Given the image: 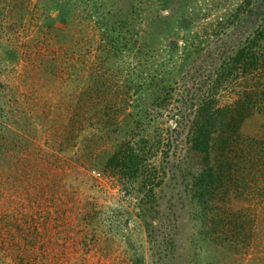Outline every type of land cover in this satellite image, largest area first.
<instances>
[{
  "label": "rangeland",
  "instance_id": "1",
  "mask_svg": "<svg viewBox=\"0 0 264 264\" xmlns=\"http://www.w3.org/2000/svg\"><path fill=\"white\" fill-rule=\"evenodd\" d=\"M60 1L76 9L67 25L56 19L52 0H0V130L11 131L8 153L24 157L0 166V264H264V66L220 85L214 80L225 51L260 24L264 0H101L102 10L124 15L135 7L136 29H145L141 21L152 25L140 38L137 57L126 51L103 66L100 35L84 16L93 5L56 0L57 5ZM151 18L160 24L154 26ZM184 36L192 45L186 50ZM166 47L176 54L170 57ZM6 48L15 50L14 60ZM93 61L104 85L100 94L84 64ZM133 68L144 74L140 103L150 113L144 121L150 143L155 126L162 135L144 162L158 168L150 182L104 165L113 144L132 136L108 138L102 113L120 132L133 124V115H126L133 99H117L116 93ZM87 85L92 90L86 95ZM254 85L259 105L240 132L254 143L250 152L257 164L246 169L242 187L216 199L225 212L222 226H199L195 196L183 176L189 171L187 141L177 132L190 111L177 99L184 91L197 99L210 89L208 95L225 104ZM159 98L168 100L158 105Z\"/></svg>",
  "mask_w": 264,
  "mask_h": 264
},
{
  "label": "trees",
  "instance_id": "2",
  "mask_svg": "<svg viewBox=\"0 0 264 264\" xmlns=\"http://www.w3.org/2000/svg\"><path fill=\"white\" fill-rule=\"evenodd\" d=\"M86 1L88 4L93 5V9H85L84 16L91 18L90 22H92L93 26H96L102 41L100 49H102L106 57L99 62V65L103 66V61H116L117 57L122 53H126V51L137 57V50L141 52L142 48L140 38H145L148 34L147 31L152 30V25L141 21L144 22L145 29H140V27H137L138 30L136 29L140 21L138 20L137 22V19H135V7L130 10L127 9V13L124 15L123 13L120 14L119 11L115 13L114 10L110 9L102 10L100 8V4L103 5L101 0ZM52 3L56 7L58 6L56 19L62 18L63 25L69 24L76 10L74 4L60 1L57 5L56 0H52ZM85 7H88V5ZM150 20L156 27L160 24L157 19L151 18ZM186 28L187 31L189 26H186ZM155 32L161 33L159 29ZM169 33L163 35V41L168 39ZM184 39L186 40V46L183 49L186 50L192 45L187 43L188 37L184 36ZM158 48H161L160 42ZM166 48L169 50L168 54L170 57H173L171 54H176L177 52L172 48ZM4 52L11 60H14V55L17 54L15 50L7 48ZM84 64L86 68L88 67L86 72L88 73L89 81L90 79L92 81L90 83L91 86L100 94L104 91V85L98 81L100 78L95 76L93 71L94 68L92 67L96 63L93 61ZM259 65L261 68L264 66V15L260 24L243 41H240L228 53L225 51L222 55L215 73V85H220L224 79L227 80L232 75L238 73L247 74V72H251L254 67L257 68ZM107 67L112 68L110 65H107ZM134 69L128 71V77L124 79L123 85L116 87V93L119 94L117 99H133L132 109L126 113V115H133V124L123 127L122 132H120V129L116 128L115 125L114 127L111 126V124H114L111 123L112 119L102 113L107 118L103 124L107 127L105 132L108 138L115 139L121 136L122 139H126L128 135H132L129 137H132V139L127 138L123 142L118 141L114 143L112 150H110L105 158L104 165L113 171H118L127 178L131 179L140 176L141 181L150 182L152 181V176H157L158 168L153 167L154 170L152 168L148 169L144 162L148 156L155 152L158 145H161L162 135L161 129L155 126L157 133L153 136V143H150V137L145 132V116L147 117L150 113H146V111L148 112L147 108H145L146 106L142 105V102L140 103L141 94L144 90L141 86L144 74L142 70L138 68ZM91 86L87 85L84 91L86 95L92 90ZM185 90H188V88H185ZM209 90L207 92L203 91L201 93V95L204 94L203 96L193 100L190 99L191 97H188L189 93L184 91L180 99H177V104H185L183 108L188 110V112L190 111L188 115L189 119L186 122L184 121V123L180 121L181 127H179L177 132L184 133L185 140L187 141V154L185 156L189 161V171L188 173L184 171L183 176L186 178L188 176V183H190L193 195L195 196V212L199 219V226L202 227H204L205 223H214L217 226H222L224 217L221 215L225 212L219 209L215 202L216 199L221 200V196L232 188L242 187L241 184L246 182V169L254 167L257 164L254 155L250 152V147L252 148L254 143L252 140L246 139L240 132V126L244 119L253 113L255 106L259 105V101L257 100L259 89L257 85L244 87L237 91L236 97L225 104L218 103L213 96L208 95ZM166 100L168 99L159 98L157 99V104L164 105L166 104ZM111 104L112 102H107L105 106ZM138 108L140 109L138 110ZM180 109L181 107H178L179 111ZM148 120L147 126L151 124L150 119ZM89 124L92 125V123ZM117 130H119L120 135L112 137L111 134ZM166 131L169 132L170 127H167ZM10 133L9 129H6L5 132L0 130V166H10L12 159L22 157L14 153H8V149H12L9 146L13 142L11 136L8 135ZM135 135H138V137L136 138ZM169 142L170 138L164 139V143L167 145L166 148H168ZM260 143L264 146L263 140ZM212 214L214 217L208 220L207 217ZM152 228L154 227L151 226L150 230ZM116 229L117 233L121 236L126 232L125 227L123 228L120 224ZM199 230L201 233L202 228L199 227ZM221 231L218 230V233ZM203 234L210 236L209 232L204 230ZM24 244L29 245L30 243Z\"/></svg>",
  "mask_w": 264,
  "mask_h": 264
},
{
  "label": "built area",
  "instance_id": "3",
  "mask_svg": "<svg viewBox=\"0 0 264 264\" xmlns=\"http://www.w3.org/2000/svg\"><path fill=\"white\" fill-rule=\"evenodd\" d=\"M91 174H92L93 177H98V176H100V173L97 172V171H91Z\"/></svg>",
  "mask_w": 264,
  "mask_h": 264
}]
</instances>
